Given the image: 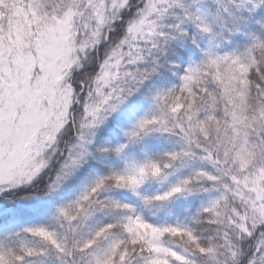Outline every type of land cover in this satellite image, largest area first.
I'll list each match as a JSON object with an SVG mask.
<instances>
[{
  "label": "snow or ice",
  "instance_id": "1",
  "mask_svg": "<svg viewBox=\"0 0 264 264\" xmlns=\"http://www.w3.org/2000/svg\"><path fill=\"white\" fill-rule=\"evenodd\" d=\"M230 2L264 12V0ZM198 3L0 0V196L39 187L42 177L46 194L59 192L82 168L97 132L156 71L141 65L167 56L181 38L202 53L171 65L179 83L155 92V111L137 118L113 150L123 156L153 132L176 136L181 147L97 177L56 209L55 226L13 228L14 216H0V264H264V37L243 54L201 48L185 27L214 34L210 13L193 10ZM117 23L122 37L95 72L77 76ZM149 182L167 187L141 196ZM113 188L139 203L101 197ZM189 200H201L189 222L167 219ZM101 216L111 219L101 224ZM12 236L43 246L11 245Z\"/></svg>",
  "mask_w": 264,
  "mask_h": 264
},
{
  "label": "trees",
  "instance_id": "2",
  "mask_svg": "<svg viewBox=\"0 0 264 264\" xmlns=\"http://www.w3.org/2000/svg\"><path fill=\"white\" fill-rule=\"evenodd\" d=\"M188 2L190 3V0H188ZM196 8H200L203 13H210L207 18L213 24L214 29L213 35H200L193 26L185 25L186 29L196 37L203 49L211 47L221 55L233 52L243 54L246 52L247 47L251 45L255 36L264 37V29L260 28L261 22H264V12L257 11L252 13V15L248 14V16L250 15L249 17L245 15L242 18H238L237 20H239L240 24L237 27L232 28L233 30L226 32L219 30L215 25L216 18L212 7L209 4L207 6L205 0H199V3L193 6V10L195 11ZM122 35V29L119 31L118 28H115V31L111 33L110 40L107 42L108 45L106 44L105 48L115 45L117 40L114 39ZM93 53H91L92 58L90 59L92 62L90 63L96 61V57ZM201 55L202 53L200 49L194 48L191 41L181 38L170 42L167 56L152 57L150 58L152 63L149 65H141V67L147 66L150 69L155 68L156 71L151 78L145 82L142 91L135 97L134 101L122 110V116L116 118L117 120L112 121L107 130L103 131L104 135L107 134V139L105 140L100 137L96 142L94 153L89 157L88 163L83 171L71 182L72 184L66 187L61 194L53 198L50 202L40 205L43 209L40 213L30 211L32 208H28L22 203V199L25 196L34 195L35 188L21 189L20 192L10 195L9 198L12 199V202L10 203L7 202L6 196H0V211L2 210L0 216H3L4 219H7L9 215L14 216L16 224L12 226L13 228L32 223H46L55 226L57 224L55 219L56 209L60 205L76 199L84 188L90 185L97 177L107 176L113 170L123 169L126 164L143 161L145 158L160 159L163 156V153L172 151V144H174L172 141L175 139L174 136H169L157 141H148L146 142L145 147H143L144 150H142V147L141 149L130 147L123 156H117L113 149L118 146L119 139H122L121 137H123L120 134L124 133L125 135L128 131L129 125L135 119L143 116L145 113L154 111L151 110V107L153 106L152 96L155 92L160 88L179 83L177 78L178 74H175V70L171 68V65L173 63H184L188 60L198 61L201 58ZM88 64L89 61L86 63L85 68L91 69ZM105 149L108 150L105 151ZM146 154L149 156L145 157ZM55 165L57 164L55 163ZM166 187L167 184L164 185L159 182H149L140 189V193L141 196H151L164 190ZM101 197H112L133 204H138L140 200V197H137L126 189L115 188L101 193ZM15 199L16 201H19L17 203L15 201L14 203ZM206 199L207 197L204 198L205 202ZM200 203L201 200L181 202L175 207L172 214L168 216L167 219L171 221L180 220L183 222H189L190 216L194 213L196 208L200 206ZM157 215H159V213H157ZM109 219L111 218L101 216L98 218V222L101 224L106 223ZM17 239L18 242H11V245H19L23 242L31 247L43 246V242L36 238L21 236ZM0 240H3L1 236Z\"/></svg>",
  "mask_w": 264,
  "mask_h": 264
},
{
  "label": "rangeland",
  "instance_id": "3",
  "mask_svg": "<svg viewBox=\"0 0 264 264\" xmlns=\"http://www.w3.org/2000/svg\"><path fill=\"white\" fill-rule=\"evenodd\" d=\"M132 2H133V5H135L137 3V0H132ZM187 2H188V0H187ZM205 2H207V6L209 4L212 7L214 16L216 18L215 25L219 28V30H222V31L228 32V31L233 30L232 28L237 27L240 24L239 20H237L238 18H242L245 15H247V17H249L250 15L248 16V14H251L252 15V13H249L247 11H243L241 9H238L234 4H232L230 2V0H221V3H219V4L216 3V0H205ZM237 3H239V0H237ZM225 8H227L228 11H225ZM135 10H136L135 7H133L131 11H126L124 13L125 19L130 18L134 14ZM217 12H219V16L216 15ZM115 28H118L119 31H120V29H122V31H123V25L121 23H117V25L115 26ZM121 37L122 36L117 37L116 39H114V38L113 39L118 41ZM107 42L108 41H106L103 44H101L99 46L98 51H93L94 53L92 52L94 54V56L96 57V61H94L93 63H90L92 61H91V59H89V64L88 65L90 66L91 69L84 68L80 72L77 73V76L83 75L84 72H86L88 74H91L92 72H95L97 70V65H98L100 59L106 53H108L111 50V48L114 46V45H112V46H109V48H105ZM90 58H92V56H90ZM134 99H135V97L131 99V102L134 101ZM125 107H127V106H124L121 109H119L118 111H116L115 113H113L110 116L109 120L106 121V123L103 126L102 130L97 132L96 137H95V139L93 141V146L90 149V154L87 156V158H86V160H85L82 168L77 173V175L80 174L83 171V169L86 167V165L88 163V159L94 153V147L96 146V142L100 139V137L103 138V139H105V140L107 139V134L104 135L103 131H106L107 130V128L109 127V125H111V122L112 121L117 120L116 118L122 116V113H123L122 110ZM151 110H154L155 111V109H154L153 106L151 107ZM135 120L129 125L128 131L132 128V125L135 122ZM67 135H69V136H65L64 137V141L68 142V144L70 145L71 144V136H72V133L70 132ZM120 135H122L123 137H121L122 139H119L118 146L120 144L125 143L127 141V137L124 135V133L123 134H120ZM169 136H174V135L162 134L160 132H153V133H151V135L145 137L144 139L135 142L134 145L131 146V148H140L141 149V147H142V150H144L143 147H145L146 142H148V141H157V140L165 139V138H167ZM174 138L175 139L172 141V142H174V144H172L173 145V147H172L173 150L178 149L183 144V141L182 140L178 139L176 136H174ZM63 147H64V142L61 143V148L63 149ZM146 156L148 157L149 155L146 154L145 157ZM58 157H59V154H57V158ZM55 161H56V158L53 159V164H52V169H51V172H52L53 175L55 174V170L59 167L58 165H55V163H56ZM76 176L73 177V178H71L66 183V185L59 192L51 193V194H46V190L43 188V186L47 183V180L42 177L41 180L38 181L39 187H35L34 195H31L32 200L31 201H28V200H26V199L23 198L22 199L23 200L22 203L26 207H28V208H34V207H36L38 205L40 206V205L45 204L46 202H50L53 198H55L56 196H58L59 194H61L66 189V187H68L69 185H71L72 184L71 182L76 178ZM164 185H166V184H164ZM18 192H20V191H18ZM15 193H7V194H5L3 196H6L7 197V199H6L7 202L10 203V202H12V199L9 198V196L10 195H14ZM24 194H27V193H24ZM213 194H215V193H213ZM15 201H16V199L14 200V203H15ZM18 201H16V203ZM1 211H0V215H1ZM1 237L3 239H5V237H3V236H1ZM17 238L18 237L12 236L10 239L7 240V243L11 244V242H13V243L18 242V239ZM33 241H35V240H33Z\"/></svg>",
  "mask_w": 264,
  "mask_h": 264
}]
</instances>
